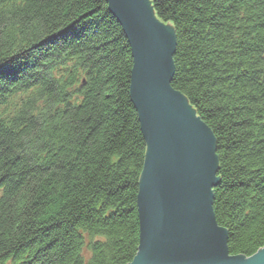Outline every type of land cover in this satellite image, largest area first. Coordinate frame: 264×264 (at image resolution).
Returning <instances> with one entry per match:
<instances>
[{
    "label": "trees",
    "instance_id": "trees-1",
    "mask_svg": "<svg viewBox=\"0 0 264 264\" xmlns=\"http://www.w3.org/2000/svg\"><path fill=\"white\" fill-rule=\"evenodd\" d=\"M176 32L172 86L216 139V219L232 255L264 247V0H151ZM31 42L33 44H31ZM133 58L105 0H0V264L138 251L146 144Z\"/></svg>",
    "mask_w": 264,
    "mask_h": 264
},
{
    "label": "water",
    "instance_id": "water-1",
    "mask_svg": "<svg viewBox=\"0 0 264 264\" xmlns=\"http://www.w3.org/2000/svg\"><path fill=\"white\" fill-rule=\"evenodd\" d=\"M129 42L130 97L147 144L137 195L139 245L129 264H264L230 255L213 210L218 159L211 129L172 88L175 31L151 0H106Z\"/></svg>",
    "mask_w": 264,
    "mask_h": 264
},
{
    "label": "rangeland",
    "instance_id": "rangeland-1",
    "mask_svg": "<svg viewBox=\"0 0 264 264\" xmlns=\"http://www.w3.org/2000/svg\"><path fill=\"white\" fill-rule=\"evenodd\" d=\"M106 1V0H105ZM107 3V2H106ZM107 6H108V3H107ZM154 13H155V11H154ZM156 14V13H155ZM156 17L158 18V20L160 21L161 19L156 15ZM118 21V20H117ZM162 21V20H161ZM163 23H165V24H168V23H166V22H164V21H162ZM119 23V22H118ZM120 24V23H119ZM170 25V24H169ZM175 36H176V32H175ZM129 43V42H128ZM31 44H33L32 42H31ZM176 44H177V37H176ZM130 46V45H129ZM176 48H177V45H176ZM175 54H176V50H175V53H174V55H173V63H174V68H175V61H174V57H175ZM176 69V68H175ZM175 69H174V75H175ZM174 75H173V78H174ZM172 81H173V79H172ZM171 86H172V83H171ZM172 88L173 89H175L173 86H172ZM176 90V89H175ZM178 91V90H177ZM180 92V91H179ZM183 94V93H182ZM184 95V94H183ZM185 96V95H184ZM186 97V96H185ZM187 98V97H186ZM188 100V99H187ZM189 102V101H188ZM133 104V103H132ZM190 104V103H189ZM191 105V104H190ZM133 106H134V104H133ZM135 108V107H134ZM136 110V109H135ZM137 112V111H136ZM137 116H138V113H137ZM138 121H139V116H138ZM203 121V120H202ZM204 122V121H203ZM140 123V122H139ZM205 123V122H204ZM206 124V123H205ZM207 125V124H206ZM208 126V125H207ZM140 128H141V125H140ZM208 128L210 129V127L208 126ZM142 131V130H141ZM212 131V130H211ZM213 133V132H212ZM142 134H143V132H142ZM214 135V134H213ZM143 138H144V135H143ZM214 139H215V136H214ZM144 141H145V139H144ZM215 141H216V139H215ZM145 144H146V141H145ZM146 150H147V144H146ZM215 152H216V144H215ZM145 155H146V153H145ZM216 156H217V153H216ZM217 159H218V156H217ZM218 166H219V161H218ZM219 169V168H218ZM217 174H218V172H217ZM218 177V176H217ZM140 182V181H139ZM219 182H220V179H219ZM219 182H218V184H219ZM217 184V185H218ZM138 189H139V185H138ZM214 189L215 188H213V194H214ZM138 195V194H137ZM213 204H214V201H213ZM213 210H214V207H213ZM137 212H138V208H137ZM215 213V212H214ZM215 217H216V215H215ZM217 220V219H216ZM217 223H218V221H217ZM218 225H219V223H218ZM219 226H221V225H219ZM222 227V226H221ZM83 236H84V240H83V247H82V249H81V252H80V254H79V258L81 259L82 258V260H83V264H88L89 262H91V260H92V251H91V248H90V246L93 244V243H96L97 241H99V240H101V241H103L104 240V237L103 236H100V235H98V234H92V233H86V232H84L83 233ZM228 238H229V235H228ZM229 249V248H228ZM229 253H230V251H229ZM230 255H232V254H230ZM136 256V255H135ZM246 257V256H245ZM251 257V256H250ZM246 258H248V257H246ZM133 261V260H132ZM131 261V262H132ZM130 262V263H131ZM129 264V263H128Z\"/></svg>",
    "mask_w": 264,
    "mask_h": 264
},
{
    "label": "bare ground",
    "instance_id": "bare-ground-1",
    "mask_svg": "<svg viewBox=\"0 0 264 264\" xmlns=\"http://www.w3.org/2000/svg\"><path fill=\"white\" fill-rule=\"evenodd\" d=\"M196 115L198 116L197 111H196ZM198 117H199V116H198ZM143 167H144V165H143ZM218 168H219V166H218ZM142 171H143V169H142ZM141 174H142V172H141ZM217 176H218V174H217ZM140 178H141V176H140ZM138 220H139V215H138ZM139 226H140V225H139ZM139 229H140V228H139ZM261 249H262V248H261ZM259 250H260V249H259ZM259 250H258V251H259ZM258 251H257V252H258ZM257 252H256V253H257Z\"/></svg>",
    "mask_w": 264,
    "mask_h": 264
}]
</instances>
